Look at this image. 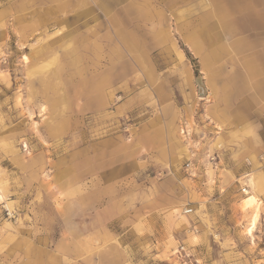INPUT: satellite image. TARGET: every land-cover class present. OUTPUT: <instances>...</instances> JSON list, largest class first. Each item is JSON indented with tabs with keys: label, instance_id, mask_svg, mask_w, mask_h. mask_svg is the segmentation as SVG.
I'll return each instance as SVG.
<instances>
[{
	"label": "rangeland",
	"instance_id": "1",
	"mask_svg": "<svg viewBox=\"0 0 264 264\" xmlns=\"http://www.w3.org/2000/svg\"><path fill=\"white\" fill-rule=\"evenodd\" d=\"M175 1L0 0V264H264V187L184 37L225 40Z\"/></svg>",
	"mask_w": 264,
	"mask_h": 264
},
{
	"label": "crops",
	"instance_id": "2",
	"mask_svg": "<svg viewBox=\"0 0 264 264\" xmlns=\"http://www.w3.org/2000/svg\"><path fill=\"white\" fill-rule=\"evenodd\" d=\"M175 2L174 6L187 7L192 0ZM206 3L211 9L206 24H215L212 26L220 33L216 37L225 40L223 53L214 55L200 50V43L191 41V33L184 37L192 55L207 63L205 72L212 88L202 101L204 117L216 130L213 137L216 149L231 150L238 156L241 151L248 152V160L259 174L251 176L261 184L254 196L250 190L245 193L248 195L249 191V195L259 199L264 187V0H206ZM198 63L201 73L205 63L199 59ZM203 81L205 84L204 78Z\"/></svg>",
	"mask_w": 264,
	"mask_h": 264
},
{
	"label": "water",
	"instance_id": "3",
	"mask_svg": "<svg viewBox=\"0 0 264 264\" xmlns=\"http://www.w3.org/2000/svg\"><path fill=\"white\" fill-rule=\"evenodd\" d=\"M195 85H196V88H197V94L200 98H203L206 96V91L204 89V84L202 82V78L201 77H198L195 79Z\"/></svg>",
	"mask_w": 264,
	"mask_h": 264
},
{
	"label": "bare ground",
	"instance_id": "4",
	"mask_svg": "<svg viewBox=\"0 0 264 264\" xmlns=\"http://www.w3.org/2000/svg\"><path fill=\"white\" fill-rule=\"evenodd\" d=\"M201 75H202V71H201V73H200ZM204 89H205V91H206V94L208 93V89L206 88V86H205V84H204ZM194 92V91H193ZM202 100H204V99H202ZM250 178V177H249ZM249 180V187H250V191H251V193L250 194H252V196H254V194H255V191H254V189H253V187H254V183H253V180L250 178V179H248ZM247 180V181H248ZM247 194L249 195V191L247 192ZM246 202H245V200L244 201H241V205H244Z\"/></svg>",
	"mask_w": 264,
	"mask_h": 264
},
{
	"label": "built area",
	"instance_id": "5",
	"mask_svg": "<svg viewBox=\"0 0 264 264\" xmlns=\"http://www.w3.org/2000/svg\"><path fill=\"white\" fill-rule=\"evenodd\" d=\"M242 193H243V194L245 193V189H242ZM189 213H191V210H190V209H186V210L184 211V214H189Z\"/></svg>",
	"mask_w": 264,
	"mask_h": 264
},
{
	"label": "snow or ice",
	"instance_id": "6",
	"mask_svg": "<svg viewBox=\"0 0 264 264\" xmlns=\"http://www.w3.org/2000/svg\"><path fill=\"white\" fill-rule=\"evenodd\" d=\"M25 59H27V58H25Z\"/></svg>",
	"mask_w": 264,
	"mask_h": 264
}]
</instances>
